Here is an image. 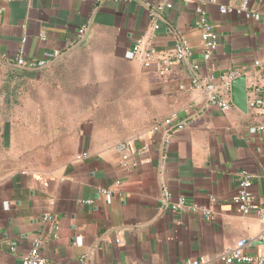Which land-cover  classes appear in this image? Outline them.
I'll return each instance as SVG.
<instances>
[{"label":"crops","instance_id":"1","mask_svg":"<svg viewBox=\"0 0 264 264\" xmlns=\"http://www.w3.org/2000/svg\"><path fill=\"white\" fill-rule=\"evenodd\" d=\"M211 1H0V84L19 81V74L41 84L48 110L52 105L59 112L58 127L64 135L69 128L78 145L58 173L21 170L0 177V264H20L34 239L49 264H184L202 256L208 264H225L213 258L239 240L247 242L244 254L264 257L259 218L231 201L240 172L247 171L253 203L264 207V129L251 131L262 116L205 105L188 89V65L161 72L125 57L138 39L163 51L183 37L202 74L237 71L248 85L264 87L254 66L264 65V0H250L258 21L218 10L238 8L242 0ZM160 4L169 7L154 30L152 13ZM199 8L218 37L208 61L201 55ZM19 49L27 60L50 63L17 68L8 61ZM53 67L59 70L56 86L48 82ZM171 115L176 118L166 141L150 134ZM120 142L135 167L121 163ZM108 189L114 190L110 203L101 194ZM162 189L172 202L182 198L213 219L161 210ZM46 214L55 217L57 231L43 220Z\"/></svg>","mask_w":264,"mask_h":264},{"label":"built area","instance_id":"2","mask_svg":"<svg viewBox=\"0 0 264 264\" xmlns=\"http://www.w3.org/2000/svg\"><path fill=\"white\" fill-rule=\"evenodd\" d=\"M1 2L9 3L12 0H0ZM189 1V0H185ZM212 2L211 0H206ZM164 6L169 7L168 4H160L152 13L153 17V29L156 30L158 26V15ZM221 14L237 13L245 17L246 19H252L254 21L259 20V14L255 13L250 8V0H242L238 8L219 6L218 8ZM199 14V29L201 32V55L205 61L212 58L218 47V37L213 31L209 21L206 18L205 11L201 8L197 9ZM194 50L186 42L183 37L178 38L177 42L170 49L159 51L153 45L145 42L144 39H138L132 48L126 53L125 57L128 60L139 61L144 68L154 67L161 72L170 71L175 66L188 65L192 71V75L188 82V89L203 97L205 105L218 108L222 112H228L233 108L230 102V83L233 79L240 76L241 73L237 71H230L215 77L211 74H202L200 72V66L196 63H192ZM54 57L58 56V53H54ZM3 60L6 57L2 55ZM8 61V60H7ZM11 64L15 67L24 70H37L46 68L50 61L48 60H27L25 59L22 49L12 59H9ZM254 66L260 70V77L264 80V65L255 61ZM247 111H252L255 114L262 116V125L256 129H251L252 132L256 130L264 129V87L258 83H247ZM176 115H171L168 118L156 123L150 128L149 132L152 135L160 134L164 141L169 137V129L172 127L173 121ZM116 151L120 156L122 164H127L129 167H135L136 163L130 158L128 152V145L120 142L116 145ZM119 183L117 182L116 185ZM252 180L247 171H241L239 174V181L233 197L232 203L237 207L238 211L247 215L250 213L255 214L262 224V230L260 234V241L264 247V207H257L253 203L252 198ZM101 194L106 198V202L110 203L114 195L113 189L101 191ZM161 210L181 211L184 210L190 214H202L206 218L212 220L210 212L206 209H201L194 206H189L185 203L184 199L180 198L176 202L171 201V195L167 189H162L160 195ZM86 204L92 203L91 201L84 202ZM43 220L52 225L53 229L57 231L55 217L51 214L43 216ZM118 245L123 242L120 239L116 240ZM40 240L34 239L31 243L30 249L27 254L21 259L20 264H49L46 257L40 252ZM247 242L245 240H239L236 244L226 250L219 252L214 258V261H220L225 264H264V257H251L243 253ZM210 260L206 257H199L197 259H187L184 264H208Z\"/></svg>","mask_w":264,"mask_h":264},{"label":"rangeland","instance_id":"3","mask_svg":"<svg viewBox=\"0 0 264 264\" xmlns=\"http://www.w3.org/2000/svg\"><path fill=\"white\" fill-rule=\"evenodd\" d=\"M58 71L48 69L52 86L60 82ZM63 71L69 69L64 67ZM18 79L0 84V123L5 125L0 142V177L21 170L58 173L75 156L78 145L69 128L64 135V129L58 127L59 112L52 105L48 110L41 84L32 85L24 74Z\"/></svg>","mask_w":264,"mask_h":264},{"label":"water","instance_id":"4","mask_svg":"<svg viewBox=\"0 0 264 264\" xmlns=\"http://www.w3.org/2000/svg\"><path fill=\"white\" fill-rule=\"evenodd\" d=\"M247 80L246 76L241 74L233 79L230 83V102L233 107L241 111L247 112Z\"/></svg>","mask_w":264,"mask_h":264}]
</instances>
